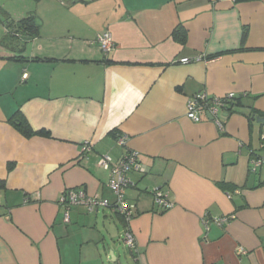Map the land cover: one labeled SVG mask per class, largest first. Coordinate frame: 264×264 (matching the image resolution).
Wrapping results in <instances>:
<instances>
[{"label": "crops", "instance_id": "1", "mask_svg": "<svg viewBox=\"0 0 264 264\" xmlns=\"http://www.w3.org/2000/svg\"><path fill=\"white\" fill-rule=\"evenodd\" d=\"M36 1V35L0 32V264H264V168L251 170L264 157L252 119L264 117V0ZM200 92L235 93L222 127L187 117ZM20 116L49 135L24 136ZM128 150L143 168L127 189L133 250L119 213L78 205L66 220L59 203L70 188L113 199L99 159ZM205 215L235 217L207 229Z\"/></svg>", "mask_w": 264, "mask_h": 264}, {"label": "built area", "instance_id": "2", "mask_svg": "<svg viewBox=\"0 0 264 264\" xmlns=\"http://www.w3.org/2000/svg\"><path fill=\"white\" fill-rule=\"evenodd\" d=\"M97 41L100 48L104 52H110L115 47V41L113 34L110 31H104L98 35ZM189 58H182L180 62L187 63ZM235 99V93L229 92L220 96H211L207 92H200L194 97L190 98L187 102L186 115L194 122L201 121V115L208 111L213 115V118L219 126L222 127L221 111L226 108L229 101ZM119 142L125 144L126 136L119 137ZM87 153L92 151L90 145L87 146ZM99 164L105 170L110 171L109 187L113 195V199L99 196L89 195L83 189L70 188L65 190L59 198V203L67 208L65 214L66 220L69 218L68 210L72 206L82 205L87 207L90 211L98 210L99 208H110L113 211L119 213L125 220L127 226L122 235V240L125 245L130 249L136 248V238L133 234L129 224L136 215V206L130 203L127 199V189L133 184L130 177V173L134 171H143L140 161L139 152L136 150H128L125 155L113 162L111 157L106 154L100 157ZM264 168V157H255L251 160V170L256 172L257 169ZM154 201L157 206L162 209H170L173 207V202L169 198V194L161 189H156L153 192ZM235 216H221L210 217L205 215L203 218V224L208 229L211 223L224 225L229 222ZM241 253H245L246 250L241 248Z\"/></svg>", "mask_w": 264, "mask_h": 264}, {"label": "rangeland", "instance_id": "3", "mask_svg": "<svg viewBox=\"0 0 264 264\" xmlns=\"http://www.w3.org/2000/svg\"><path fill=\"white\" fill-rule=\"evenodd\" d=\"M0 6L3 8V9H0V32L2 30L1 28H2V25H4V23L6 24L8 23L10 25L13 22H15L18 24V22L21 19L27 16H30V15L37 16L36 15V8H37L36 0H0ZM6 35L8 36V38H6V41L10 42L13 37L10 34H6ZM126 256H129L128 251H126Z\"/></svg>", "mask_w": 264, "mask_h": 264}, {"label": "trees", "instance_id": "4", "mask_svg": "<svg viewBox=\"0 0 264 264\" xmlns=\"http://www.w3.org/2000/svg\"><path fill=\"white\" fill-rule=\"evenodd\" d=\"M241 2H246V1H255V0H237ZM18 29L27 33V35L34 36L38 33L40 25L37 23L35 16L30 15L27 16L23 19H21L18 24ZM174 37L179 40L181 43H185L187 36L186 33L184 32V29L180 28L179 26L174 29L173 32ZM246 33L244 34V36ZM6 41V39H5ZM236 103V102H235ZM18 120L19 123H16L17 129L26 137H32L37 134H44V135H49V132L47 131H35L29 124V122L20 116V118L15 119L14 121ZM4 182H0V186L3 185Z\"/></svg>", "mask_w": 264, "mask_h": 264}, {"label": "water", "instance_id": "5", "mask_svg": "<svg viewBox=\"0 0 264 264\" xmlns=\"http://www.w3.org/2000/svg\"><path fill=\"white\" fill-rule=\"evenodd\" d=\"M252 119L253 120H256L258 122H263L264 123V117H261V116H257L256 114H252ZM16 123H19L18 120L15 121Z\"/></svg>", "mask_w": 264, "mask_h": 264}]
</instances>
